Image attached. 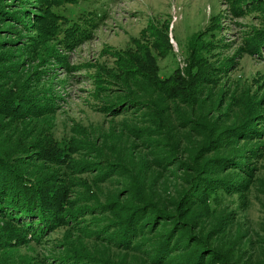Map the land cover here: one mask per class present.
Returning a JSON list of instances; mask_svg holds the SVG:
<instances>
[{
	"label": "rangeland",
	"instance_id": "rangeland-1",
	"mask_svg": "<svg viewBox=\"0 0 264 264\" xmlns=\"http://www.w3.org/2000/svg\"><path fill=\"white\" fill-rule=\"evenodd\" d=\"M19 1L0 7L33 14L5 18L0 35L40 44L14 53L13 74L0 62L9 79L0 90L40 111L0 118V138L58 191L44 201L61 215L0 252V264H155L171 237L169 257L200 242L205 261L264 263V0H79L60 12L82 8L97 26L68 52L44 39L45 0ZM23 42L32 39L6 51ZM193 62L215 80L191 102L153 90L143 75L152 64L160 81L185 76ZM216 160L234 164L222 172L210 168ZM199 178L201 192H214L188 205ZM130 225L140 232L127 235Z\"/></svg>",
	"mask_w": 264,
	"mask_h": 264
},
{
	"label": "trees",
	"instance_id": "trees-1",
	"mask_svg": "<svg viewBox=\"0 0 264 264\" xmlns=\"http://www.w3.org/2000/svg\"><path fill=\"white\" fill-rule=\"evenodd\" d=\"M19 2H21V4L32 5L30 2ZM44 3V16L43 18L39 17L44 21V30L42 31V33H44V39L47 38L49 42H53L64 52H68L67 50L71 47L77 48L83 41L90 39L93 29L97 26L95 19L89 18L94 16V14L90 15L89 12L79 16L77 12L78 10L81 11L82 8L70 9L69 13L60 12L62 9L65 10L69 6L79 5V0H45ZM3 7L5 8L7 6L2 3V7H0V23H2L5 18L10 17L16 22L20 20L19 15L29 17L30 14H33L32 11L30 12V10L27 9L24 13L6 12ZM8 27L10 26H7L5 29H11ZM3 28V26L0 27V29ZM26 36L27 35L18 36L16 38L17 40H5L0 35V51L13 48L15 45L12 46V44L22 40L23 37L32 39V42L20 43L21 45L23 44V46L13 49L12 53L8 51L0 53V62L2 61V63L8 64L5 71H9V74L16 72V65L11 60V58L16 56L14 53L18 52L27 57L35 53L38 49L40 41L32 37V35H29V37ZM261 43L263 44V41ZM21 54L20 56L22 57ZM192 60L195 61V57ZM194 68H197L195 73L189 71L183 76L177 71L176 74L168 80L160 81L156 77V69L152 64H149L147 73L143 71V75L147 77L148 86L153 90H158L171 99L188 98V102H191V100L200 96L203 92V88L211 85L215 80L212 75L206 72V69L203 68L201 63L197 64L193 62L192 69ZM2 72H4V70H0V81L9 80L8 76L3 75L4 73ZM43 101L44 100H42V102ZM30 102L31 101H28L25 97H22V94L14 96V94L9 93L7 95L0 90V118L10 119L18 116V119H25L27 115L39 112L40 108L38 107H40V105L38 106L35 103L31 104ZM7 141L8 140L0 138V222L5 224L4 226L0 224V252L24 246L28 243L29 236L39 237L47 232L48 225L45 222L52 221L61 215L60 206H57L58 209L56 208L55 210L53 209L54 206H51L54 202V195L58 193V191L52 190L49 185L46 187L45 179L38 180L33 178L34 176H32L29 171L31 166L25 160L28 156L21 157L26 151H24V149L11 147L10 143ZM43 153L45 156L46 154L48 156L50 151L44 150ZM250 153L253 155L257 154L255 151ZM56 158V156H53V159ZM212 164L210 168L215 167L216 169L214 170L223 172V169L227 165H232L234 163L216 160ZM227 175L232 177L231 174ZM200 178L196 181L197 185L189 193L187 199L188 205L192 204L190 201L194 200V198L199 199L205 197V195L210 196L211 194H209V192H214L209 190H206V194L201 192L205 184ZM49 193L52 194V198L54 197L52 199L53 202L46 203L44 201V195L49 196ZM155 215L156 213L153 215L151 214L149 218L150 222L155 223ZM142 219L143 221L144 219L147 221V215L146 217L143 216ZM140 222L141 220L139 223ZM7 225L10 227L8 228ZM138 232L140 231L137 225H130L128 229H126L127 235L130 234L133 236L138 234ZM169 239L168 243L166 241L164 244L159 245L157 250L155 249V264H228L227 260L218 259L216 255L212 254L209 260L205 261V253L208 251L205 250L200 242H198V249L197 252H193L194 254L189 253V255H187V251L179 247L181 249L176 251L179 252V255L176 254L169 257L168 254H171L169 252L172 250L170 245L174 243L175 237ZM182 252L183 254H181ZM207 256H210V254ZM250 264H253V262Z\"/></svg>",
	"mask_w": 264,
	"mask_h": 264
}]
</instances>
